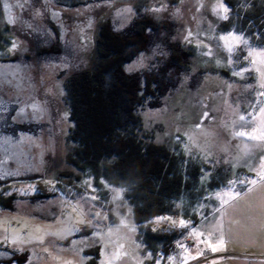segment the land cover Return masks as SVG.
Instances as JSON below:
<instances>
[{
	"label": "rangeland",
	"instance_id": "rangeland-1",
	"mask_svg": "<svg viewBox=\"0 0 264 264\" xmlns=\"http://www.w3.org/2000/svg\"><path fill=\"white\" fill-rule=\"evenodd\" d=\"M217 2L0 0V201L14 205L0 207V263L264 264V139L251 138L264 136V0H225L227 20L213 13ZM155 7L163 10L146 11ZM147 19L157 29L129 35L137 52L125 69L159 76L174 64L175 88L141 117L156 145L185 158L188 204L178 200L158 217L191 221L188 229L157 217L138 224L121 185L52 178L69 169L67 80L99 61L96 39L107 23L126 34ZM229 33L247 44L230 38L229 52L220 39ZM43 194L50 197L35 198ZM180 231L169 252L151 237Z\"/></svg>",
	"mask_w": 264,
	"mask_h": 264
},
{
	"label": "trees",
	"instance_id": "trees-1",
	"mask_svg": "<svg viewBox=\"0 0 264 264\" xmlns=\"http://www.w3.org/2000/svg\"><path fill=\"white\" fill-rule=\"evenodd\" d=\"M228 3L233 6L232 2ZM144 23V30L130 27L126 34L114 31L107 23L96 39L99 61L78 70L67 80V101L74 124L66 136L65 160L69 169L57 174L52 171V178L69 184L92 175L128 189V199L141 225L172 211L178 200L183 207L188 204L184 197L188 176L185 158H177L156 145L141 117L144 108L159 106L151 103L154 99L166 95L171 87L175 88L176 76L169 73L174 64L168 62L159 76H154V71L128 73L125 69L137 52L136 48L128 47L129 35L146 37L147 26L155 29L158 26L153 19ZM171 47L172 50L176 48ZM131 51H134L132 55ZM176 51L187 59L188 53L183 49ZM43 195L35 198L50 197V194ZM0 207L14 209L13 204L2 199ZM163 233L151 237L169 252L184 232ZM20 259L16 254L12 261L20 263ZM11 263V260L6 262Z\"/></svg>",
	"mask_w": 264,
	"mask_h": 264
},
{
	"label": "snow or ice",
	"instance_id": "snow-or-ice-1",
	"mask_svg": "<svg viewBox=\"0 0 264 264\" xmlns=\"http://www.w3.org/2000/svg\"><path fill=\"white\" fill-rule=\"evenodd\" d=\"M5 6L6 7H9V5H5ZM202 6L203 5L201 4V7ZM162 10L163 9L160 8V7H155V8H152V9H146V11H153V12H160ZM125 11L132 12L133 10L131 8H129V9H126ZM212 11L220 19L227 20L229 18L228 13L231 11V8H230V6L228 4L225 3V0H218L217 4L213 7ZM191 35H192L191 32H189L188 33V37H186V39L189 38V37H191ZM230 38H231L232 41H236V42H241L242 41L244 44H247V40L246 39H243L242 36L237 35V34H234V33H229L228 36H222V37H220V39H222V40L225 41V46L227 47V50L229 52H232L233 51V46H232L231 43H229V39ZM13 47H15V44H13ZM206 54H210V53H206ZM249 55H251V53H249ZM262 111H264V109H262ZM240 119L241 120H244L245 118L242 116ZM236 135L244 136V135H246V133H244V132H237ZM251 138H253V139H264V136H262V137H255V136H253ZM261 167L264 168V165H262ZM258 175H260L261 179L264 180V174L258 173ZM240 183L243 184L245 182L244 181H240ZM250 183L255 184L256 181L255 180H252V181H250ZM93 191H96V189H93ZM236 195H239V193H236ZM116 198H118V196ZM217 198L218 199L221 198V194L220 193H217ZM91 199L92 200H96L97 197L96 196H92ZM222 203H227V201L222 200ZM73 210L75 211V209H73ZM95 216L97 218H102V219H105V220L107 219V216L106 215L103 216V217H101V213L100 212L95 213ZM164 220H168V221H170L171 224L176 225V226H179L181 228H185V229H188L191 226V221H185L183 219H180V220L177 221V220H172L169 217H157L155 222L156 223H159V222L164 221ZM80 222L81 223L84 222L83 218L80 220ZM121 223H123V220L121 221ZM193 234L194 235H199L198 233L195 232V229L194 228H193ZM5 239H7V237H5ZM13 242H15V241H13ZM40 242L43 243V238H40ZM219 242L220 243H223V238L222 237L220 238ZM216 250H217V248H215V247L212 248V251H216ZM45 251H47V249H45ZM65 264H71V262L70 261H66Z\"/></svg>",
	"mask_w": 264,
	"mask_h": 264
}]
</instances>
